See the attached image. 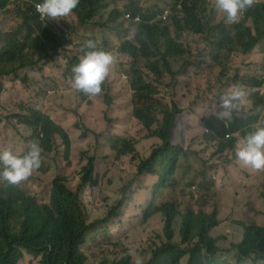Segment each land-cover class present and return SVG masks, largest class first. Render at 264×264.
<instances>
[{
    "label": "rangeland",
    "instance_id": "1",
    "mask_svg": "<svg viewBox=\"0 0 264 264\" xmlns=\"http://www.w3.org/2000/svg\"><path fill=\"white\" fill-rule=\"evenodd\" d=\"M18 1L10 2L12 9L8 11V15L4 12V16L10 20V26L21 22L16 20L12 12ZM262 3L264 0H256L254 8ZM204 5L206 9L198 11L197 14L205 31H181L180 41L191 53L171 58L170 70L161 62L160 72H156L153 62L157 57L151 56L148 61L144 56L134 57L123 53V38L116 30V23L111 20V11L116 2L104 0L95 18L86 25L79 24L76 18L70 16L64 22H52L57 32L64 31L68 35L70 33L72 42L63 54L55 56L45 65L39 64L42 70L27 68L19 71L17 77L0 78V151L11 148L22 154L28 148L29 141L35 140L34 125H30L23 118L27 117L29 120L33 117L32 111H40L53 123L61 126L71 142L66 151L67 147L57 139L54 151L44 156L41 154L45 165L42 170L33 172V190H30V185L25 187L30 177L21 185V190L28 191L30 198L35 197L40 205L49 203V183L55 175H67L75 184L77 173L86 165L87 157L96 158L94 177L97 185L87 186L80 194L84 218L88 224L104 220L108 214L109 219L107 224L95 225L91 229L81 248L91 264H99L104 257L122 259L129 249H134L143 258L144 264L156 258L154 251L166 242L164 217L158 209L166 201L176 202L181 215L187 209L210 213L214 205L218 206L220 224L213 230L212 235L217 238V242H220L217 244L222 248L219 261H227L221 264H239L236 250L228 252L231 244L241 238L243 228L238 222L247 225L264 224V170L257 171L233 162L232 149L223 153L220 144L205 133L206 127L200 117L194 116L191 127L185 132L178 129L174 137L176 144L187 146L188 152L193 150L197 154L198 183H191L177 170L166 180L167 186L162 192L155 195L151 189L145 187L162 181L166 161L158 163L156 174L138 177L140 161H132L133 155L115 158V137L134 141L141 159L150 157L153 150L162 145L158 139L150 138V131L134 114L135 90L130 82L134 76H142L157 86L159 92L155 97L162 104H182V107L189 106L187 109L191 110L188 99L195 93L193 83L196 94L200 96L204 92L203 97H206L209 86H216L233 75L231 70H227L229 65H241L242 74L246 73L252 78L264 74V16L254 17L257 33L263 38L257 52L252 51L246 56L241 52L219 51L217 59L221 60L223 68L219 73L220 69L212 64V57L205 54L207 49L214 50L219 47L217 40L213 43L204 37L212 33L211 27L218 25L221 18L213 11L208 0ZM144 8L156 11L172 10L173 7L171 0H145ZM89 39L106 43L104 48L116 58L111 74L104 82L106 90L95 97L86 96L71 87L72 68L75 65L71 62L75 55L81 57L80 46ZM185 64L187 66L182 67ZM191 68L197 70L194 81L187 79ZM138 69L141 72H137ZM216 70L217 73H214ZM170 71L174 72L173 77L170 76ZM224 72L226 76L222 77ZM106 96L111 97V104L105 103ZM208 105L209 103L205 104L206 107ZM243 115L251 120L250 124L264 121V102H259L255 109L250 106L249 111ZM163 117L165 113H159L158 118ZM225 122L228 125L231 121ZM84 127L90 130L87 136H81ZM43 151L42 148V153ZM188 157L189 154L182 164ZM6 187L7 183L0 180V198L5 197ZM121 200L125 203L124 207L114 209ZM180 221L181 217L174 227L175 241L178 243L181 241ZM23 257L20 264H38L37 259L26 252ZM187 258H183L180 264H187ZM246 264H264V260H252Z\"/></svg>",
    "mask_w": 264,
    "mask_h": 264
},
{
    "label": "trees",
    "instance_id": "2",
    "mask_svg": "<svg viewBox=\"0 0 264 264\" xmlns=\"http://www.w3.org/2000/svg\"><path fill=\"white\" fill-rule=\"evenodd\" d=\"M11 1L0 0V39L2 38L3 41L0 49V78L17 77L19 71L27 68L40 71L42 67L39 64L45 65L51 62L55 56L63 54L65 48L72 42L70 33L68 35L64 31L57 32L52 24V22H64L68 20L67 17L59 21L41 20L35 5L42 3L43 0H19L12 12L16 20H21V22L10 26V20L4 16V12L9 14L8 11L12 9ZM102 1L82 0L77 11L74 9L70 17L76 18L79 24L85 25L96 16ZM171 1L173 7L172 25L174 27L179 23H191L193 18L188 16L194 15L197 23L204 28L197 12L206 9L204 2L207 0ZM208 1L214 7V0ZM144 2L145 0H118L111 12V20L116 23V30L121 37L132 35V41L125 42L121 46V50L126 55L144 56L148 61L151 56L157 57V60L153 62V69L158 73L161 62L170 70L169 59L171 57L186 56L191 53V50L184 47L180 41L181 31H187L188 25L184 24L173 29L168 23L156 18L158 14H162L163 10H146ZM255 15L264 16V3L255 8L253 6L246 9L240 14L239 21L232 24H226L224 14L220 13V22L211 27V34L204 37L213 43L217 40L219 46L214 50L207 49L205 52L212 57L213 65L221 66V60L217 59L221 50L243 52L244 54L252 51L257 52L262 38L257 33ZM83 45L81 44L80 47L82 48ZM97 46L106 50L104 48L106 43L97 42ZM80 58L79 55H75L71 63L78 64ZM186 66L187 64L182 67ZM227 70H231L233 73L228 80L211 88L210 94L204 99L192 96L188 99V104L195 107L197 104L212 102L218 106L220 96L230 88L243 85L249 95H254L262 86L258 77L252 78L246 73L242 74L243 67L241 65H229ZM137 72L141 71L138 69ZM169 73L173 77L174 72L170 71ZM71 76L73 77V74ZM225 76L226 73H222V77ZM130 82L135 90L133 96L135 116L150 131V137L161 139L162 145L155 148L150 157L141 159L134 141L115 137L113 150L116 151L117 157L131 154L133 155L132 161L139 160L138 177L145 174H156L158 162L166 161V170L162 181L145 187L151 189L155 195L162 192L163 188L167 186L166 180L177 170L185 175L191 183H198L196 175L199 172V158L197 154L190 150L189 157L185 163L181 164L179 159L186 150L182 145L174 142L177 132L175 128L181 125L178 119L183 113L182 104L172 103L171 106L162 104L155 97L159 92L158 87L142 76H134ZM102 87L103 90H106L105 83ZM111 100L110 96H106L105 103L111 104ZM32 113L33 117L29 120L27 117L23 118L30 125H34L35 129L33 130L36 134V138H34L44 149L42 156L54 151L57 139H60L67 147V151L71 142L61 126L53 123L48 116L40 111H32ZM159 113H165V117L158 118ZM202 119L207 129L212 127L213 122L206 114L202 116ZM218 122L217 126L223 129V134L219 137L223 153L234 147L237 141L235 139L225 140V135L236 134L243 129L246 136L247 133L255 130L244 128L248 120L238 121L235 119L227 126L224 125L223 120ZM89 133L90 130L84 127L81 136H87ZM26 150L27 148L24 152ZM87 160L86 165L77 173L75 184L67 175H55L49 183L51 185L50 202L46 204L40 205L35 197L32 199L28 196V191L21 190V185L24 182L16 186L7 184L5 197L0 198V264H20L24 258V252L37 259L38 264H91L81 251V247L86 243L87 237L95 225L108 223L109 214L106 219L95 224H88L84 218V206L80 194L87 186L97 185V180L94 177L96 158L88 156ZM44 165L45 162L42 160L41 167L37 170H42ZM0 169H2V165H0ZM33 177L32 174L30 181L25 184V187L30 185L31 191L33 190L31 186ZM201 182L203 183L204 180L202 179ZM123 206L124 201L121 200L114 209H120ZM158 209L164 217L166 242L154 251L156 258L145 264H180V261L185 257H188L187 264L227 263L226 260L219 261L222 248L217 244L220 242L211 236L212 230L220 223L217 205H214L210 213L187 210L182 216L179 230L180 243L175 241L174 227L179 216L176 202L167 201ZM237 224L244 230L243 238L238 244L232 243L228 252L232 249L236 250L238 263L253 257L264 256V225L257 223L247 225L241 221ZM132 262L133 259L127 254L119 260L104 257L99 264H132Z\"/></svg>",
    "mask_w": 264,
    "mask_h": 264
},
{
    "label": "clouds",
    "instance_id": "3",
    "mask_svg": "<svg viewBox=\"0 0 264 264\" xmlns=\"http://www.w3.org/2000/svg\"><path fill=\"white\" fill-rule=\"evenodd\" d=\"M81 1L82 0H43L42 3H37L35 5V8L36 11L39 13L42 21H44L45 19H47L48 21L49 20L59 21L64 17L70 16L73 13L74 9L75 11H77ZM114 1L117 2L118 0H114ZM255 3L256 0H214L213 9H216L215 11L219 15L220 13L224 14V20L226 24H232L238 22L240 19V14L246 9L253 7ZM172 14L173 12L171 9H166L163 10L162 14L161 13L158 14L156 18H160L165 23H168L174 29L177 26H183L184 24H187V23H179L174 27L172 25ZM188 17L193 18V20L191 21V23L187 24L188 25L187 31L194 33H201L202 31H205V28H202L194 19V15ZM127 41L130 42L132 41V35L123 37V44H125V42ZM2 44L3 41L1 38L0 49L2 48ZM81 52L83 53V55L81 56L79 63L74 65L72 68L73 77L71 81V87L79 92H82L86 96L95 97L104 91L102 86L110 76L112 67L116 62V58L110 51H106L104 49L98 48L97 42L91 39L87 40L84 43V45L81 48ZM250 53L251 52L244 54L242 52L241 54L247 56ZM263 59L264 56L262 58V68L264 69ZM218 68L220 69L219 73L223 71L221 66ZM189 73L190 75L187 77V79H191L192 81H194V79L196 78L197 70H195V68H191V70H189ZM215 73H217V70ZM258 79L261 80L262 86L259 88L258 92L255 93L254 95H249L245 89V86L237 85L234 88L228 89L223 95L220 96V103L218 106L212 102H204L201 104H197L195 107L192 106L191 110H188L187 108L189 106H186L183 107V113H181L180 118L185 117L186 122L188 124H191V121L194 116L200 117L202 119V116L206 114L208 118L210 119L215 118L217 122L219 120H223L225 126H227L225 120H230V121H233L235 119H238V121L242 119L248 120V123L244 126V128L255 129L254 131H250L245 136L242 129L240 132L236 134L225 135V140L227 139L237 140L235 146L230 148L232 149L233 162L235 161V163L237 164L260 171V170H264V121H258L255 122L256 124H250L251 120L243 115L244 112L249 111L250 106L252 109H255L257 108V104L259 102L264 101V96H263L264 74L258 77ZM193 87L195 92L193 97H202L204 99L210 94L211 88H214L215 86H209V93L207 94L206 97H203L204 92H202L200 96L196 94L197 92L195 90V83H193ZM207 103H209V105L206 107L205 104ZM212 111L216 116L212 114ZM208 113L211 114L208 115ZM255 120H257V118H255ZM180 123L181 125L176 126L175 131L176 129L177 130L179 129V131L185 132L187 130L184 127L185 121H182ZM218 124L219 122L216 125H213L212 127L208 128L209 130L206 128L204 131L205 133L208 134L210 138H212L214 141L220 144L219 137L222 136L223 129L221 127H218L217 126ZM150 138H156L159 141H161V139L158 137H150ZM182 147L186 150V152L179 159V162H181V164L184 158L186 157V155L188 154V147L187 146H182ZM219 147L221 148V150H223L221 146ZM41 154H42V148L38 140L29 141L27 150L22 154L15 152L11 148L0 151V165H2V169H0V180H3L8 185H12V186L19 185L20 183L26 181L33 174L35 170L41 167V163H42ZM124 157L125 156H120V157L115 156V158L117 159ZM164 203H162L161 205H163ZM187 210H191V209H187ZM187 210L181 215L178 207L179 216L177 217L176 224H178L179 217H181V221H182V216L187 212ZM181 221L179 224V230L181 226ZM212 232H211V236L214 237L212 235ZM243 234H244V230L242 229L241 238L239 241L235 242V244L241 242L243 238ZM127 254L133 257L132 264H144L143 258L137 255L134 249H129ZM257 259L264 260V256L253 257L252 259L243 260L239 264H246L249 261L257 260Z\"/></svg>",
    "mask_w": 264,
    "mask_h": 264
},
{
    "label": "crops",
    "instance_id": "4",
    "mask_svg": "<svg viewBox=\"0 0 264 264\" xmlns=\"http://www.w3.org/2000/svg\"><path fill=\"white\" fill-rule=\"evenodd\" d=\"M212 120V126L213 125H216L218 122H217V120L215 119V118H213V119H211ZM178 121H180V122H182V121H185V123H184V127L186 128V129H189L190 127H191V124H188L187 122H186V119H185V117L184 118H179L178 119Z\"/></svg>",
    "mask_w": 264,
    "mask_h": 264
}]
</instances>
